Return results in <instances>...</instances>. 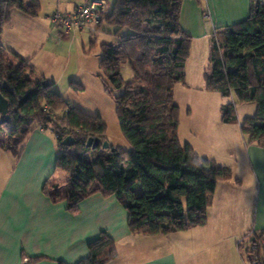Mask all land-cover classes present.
Returning a JSON list of instances; mask_svg holds the SVG:
<instances>
[{
  "label": "trees",
  "instance_id": "obj_1",
  "mask_svg": "<svg viewBox=\"0 0 264 264\" xmlns=\"http://www.w3.org/2000/svg\"><path fill=\"white\" fill-rule=\"evenodd\" d=\"M182 4L183 0H115L104 18L118 31L128 30L117 42L102 44L100 61L112 92L118 91L117 115L130 144L125 149L112 144L103 148L107 126L102 117L69 105L52 88L54 81L27 75L29 58L11 56L4 48L3 29L13 9L37 16L40 0H0V93L11 111L10 119L0 124V150L18 157L34 127L50 128L59 149L55 166L66 173L67 181L64 187L50 186L55 177L51 175L43 191L53 201H64L69 211L77 212L80 202L94 193L113 195L127 211L132 234H169L204 225L217 183L232 178L230 166L200 156L178 135L181 110L174 87L186 81L192 44L181 25ZM209 60L206 89L232 98L221 107L222 122L239 121L237 102H255L256 113L245 117L240 128L248 142L264 145V0H249L246 18L215 28ZM126 62L133 71L129 81L122 76ZM69 135L75 142L64 145ZM95 138L100 145L93 147ZM88 248V255L75 264H107L117 256L115 239L106 231ZM44 258L24 255L22 264Z\"/></svg>",
  "mask_w": 264,
  "mask_h": 264
},
{
  "label": "crops",
  "instance_id": "obj_2",
  "mask_svg": "<svg viewBox=\"0 0 264 264\" xmlns=\"http://www.w3.org/2000/svg\"><path fill=\"white\" fill-rule=\"evenodd\" d=\"M60 10L54 3L51 8L41 3L39 15L12 13L13 20L20 18V23L14 27L11 18L3 29L6 51L30 59L33 72L30 70L28 76L51 80L36 60L45 47L44 39L48 42L56 36L62 40L72 34L66 35L52 21V15ZM248 11L249 0H183L181 25L192 36L191 46L200 38L206 45L212 24L236 23L246 18ZM56 54L57 48L47 57L52 60ZM198 83L201 93L208 94L202 76ZM177 88L187 96L195 90L188 80L179 83L174 98ZM206 102L210 100L200 99L197 104L208 106ZM221 107L217 99L214 109L221 112ZM188 113L192 115L191 109ZM240 122L220 121L214 136L203 137L205 123L183 126L180 120V140L191 143L200 156L230 166L233 176L217 183L204 225L159 235L132 234L127 211L113 195L94 193L80 202L77 212L69 211L64 201H53L43 186L57 171L56 137L49 128L34 127L18 157L0 150V264H22L24 255L46 257L33 264H59L58 260L75 264L88 255L89 242L103 231L115 239L117 246V256L107 264H245L236 249L241 237L258 239L257 253L264 258V145L248 142ZM181 125L186 130L183 133ZM194 131L196 135L199 132L202 142L211 139L214 145L200 150L190 138Z\"/></svg>",
  "mask_w": 264,
  "mask_h": 264
},
{
  "label": "rangeland",
  "instance_id": "obj_3",
  "mask_svg": "<svg viewBox=\"0 0 264 264\" xmlns=\"http://www.w3.org/2000/svg\"><path fill=\"white\" fill-rule=\"evenodd\" d=\"M85 2L86 0L41 1L43 5L49 8L53 6V3L56 9L59 5L61 12H63L62 10H65L66 7L71 8L73 5L80 6ZM109 2V6L112 7L115 0H109ZM12 13L13 15L16 13L25 15L24 12L19 9H13ZM11 18L13 20L12 14ZM19 21L20 18H14V27L20 23ZM212 25L210 35L207 37V44H204V41L206 40L203 38L194 40L186 63V81H190L191 84L195 86V90H192L193 92H189L191 95L187 96L186 94H181L177 88L175 93L176 96L174 98L177 104L178 102L181 104L182 110L180 113V120L183 126L188 123L192 125V122L198 124V126H204V123L206 124V130L202 129L201 132L203 137L214 136L217 131H219L217 127L220 121H222V111L220 112V110L217 111L214 109L217 99L219 101V106H222L228 101H232V98H224L218 92H211L207 90L208 94L201 93V87L199 88L198 82L201 79V76L206 82L210 71L209 53L211 35L216 27L226 26ZM127 32L128 30L126 28L118 31L116 26L103 21L94 32L87 29L77 30L62 40H58L56 36H52L51 40L48 42L44 39L43 42H45V47L36 62L39 67L48 72L47 74H49L52 81L56 80V83L53 84L52 88L59 92L69 105L75 106L85 113L100 115L102 117L107 126L106 137L110 144L115 147L130 149V144L121 130L117 115L115 96L118 94V91L112 92L113 86L108 84V81L104 78L100 67L102 44L115 43L119 40L122 34ZM55 48H57V54L54 55L56 57H52L51 60L47 57V54ZM15 60L17 61V59ZM30 70L33 72L31 66L26 70L27 75L31 74ZM122 76L125 81H129L133 78V71L128 62L122 65ZM72 82L80 84L82 88H74ZM192 97H194L196 103L191 102V99H193ZM200 99L210 100V102H206V104L209 103L208 106H201L197 104ZM189 109H191V116L188 115ZM256 110L257 104L255 102L236 103V116L239 121H242L247 116H253L256 113ZM58 114L62 115L63 112L59 111ZM204 118H206L207 121L203 123L202 120ZM183 126L182 133L186 131ZM49 130L51 129L49 128ZM195 132L196 131L190 134V138L200 150H204V148L212 147L214 145L215 142H211V139L208 142L206 140L202 142L199 132H197V135ZM215 148L218 149V147ZM87 155L89 156L90 152L87 153ZM66 181V173L57 168L55 177L49 182V185L64 187L66 185ZM239 239L237 240L236 249L241 255V252L238 249ZM245 241L248 242V239H245ZM242 252L245 253L244 250Z\"/></svg>",
  "mask_w": 264,
  "mask_h": 264
},
{
  "label": "built area",
  "instance_id": "obj_4",
  "mask_svg": "<svg viewBox=\"0 0 264 264\" xmlns=\"http://www.w3.org/2000/svg\"><path fill=\"white\" fill-rule=\"evenodd\" d=\"M109 7L108 0H88L85 4L77 6L73 11L65 13L56 11L52 15V21L66 35L85 29L94 32L109 13ZM44 110L49 112L50 107L45 105ZM258 247L259 241L256 238L248 240V242L245 241V238L238 241V249L246 264H264V258L257 253ZM243 250L245 253L242 252Z\"/></svg>",
  "mask_w": 264,
  "mask_h": 264
},
{
  "label": "water",
  "instance_id": "obj_5",
  "mask_svg": "<svg viewBox=\"0 0 264 264\" xmlns=\"http://www.w3.org/2000/svg\"><path fill=\"white\" fill-rule=\"evenodd\" d=\"M43 83L44 85L48 84L47 81H44ZM10 117H11L10 102L2 93H0V124L6 123L10 119ZM90 141H92V139H90ZM74 142H75V139L71 135L67 136L63 140V144L68 145V146L73 145ZM96 145H100L99 138H95L93 140L92 146L95 147ZM102 147L109 148L110 143L107 140H105L102 142Z\"/></svg>",
  "mask_w": 264,
  "mask_h": 264
}]
</instances>
